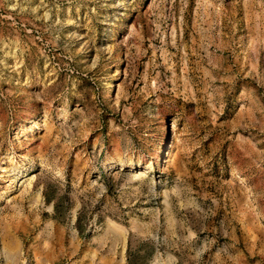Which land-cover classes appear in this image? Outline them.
<instances>
[{
  "label": "rangeland",
  "instance_id": "obj_1",
  "mask_svg": "<svg viewBox=\"0 0 264 264\" xmlns=\"http://www.w3.org/2000/svg\"><path fill=\"white\" fill-rule=\"evenodd\" d=\"M264 264V0H0V264Z\"/></svg>",
  "mask_w": 264,
  "mask_h": 264
},
{
  "label": "trees",
  "instance_id": "obj_2",
  "mask_svg": "<svg viewBox=\"0 0 264 264\" xmlns=\"http://www.w3.org/2000/svg\"><path fill=\"white\" fill-rule=\"evenodd\" d=\"M127 263H128V259H127ZM128 264H130V263H128Z\"/></svg>",
  "mask_w": 264,
  "mask_h": 264
}]
</instances>
